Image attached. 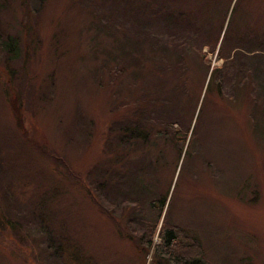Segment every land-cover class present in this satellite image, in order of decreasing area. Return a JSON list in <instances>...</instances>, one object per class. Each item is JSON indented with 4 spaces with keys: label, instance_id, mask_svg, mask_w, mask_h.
<instances>
[{
    "label": "rangeland",
    "instance_id": "obj_1",
    "mask_svg": "<svg viewBox=\"0 0 264 264\" xmlns=\"http://www.w3.org/2000/svg\"><path fill=\"white\" fill-rule=\"evenodd\" d=\"M9 4L0 19L2 29L15 34L26 22L24 7L19 0ZM177 6L198 36L219 35L213 50L200 49L202 66L191 51L171 72L176 50L165 55L169 63L159 73L152 57L160 55L147 46L138 74L129 71L108 85L90 53L88 33L95 31L87 10L71 0H43L32 15L39 43L23 71L25 31L19 59L5 64L0 58V215L21 221L41 252L38 261L30 239L0 228V264H57L47 245L70 239L92 264H168L156 251L165 220L203 243L207 264H264V101L252 116V94L264 100V0H178ZM212 69H219L215 84H209ZM191 71L193 80L186 79ZM223 71L229 76L221 80ZM181 75L190 87L183 118L197 136L193 151L185 146L177 154L160 141L154 160L131 154L128 169H120L115 145L104 141L112 118L121 116L120 103L130 104L127 114L147 111L153 105L147 96L176 82L182 96ZM161 96L169 107L181 101L185 110L187 98ZM99 166L109 174L88 189V174ZM105 180L126 186L108 189Z\"/></svg>",
    "mask_w": 264,
    "mask_h": 264
},
{
    "label": "trees",
    "instance_id": "obj_2",
    "mask_svg": "<svg viewBox=\"0 0 264 264\" xmlns=\"http://www.w3.org/2000/svg\"><path fill=\"white\" fill-rule=\"evenodd\" d=\"M12 1L14 0H0V13L8 9L9 3ZM19 1H21L24 7L22 12L24 13L23 18L26 22L23 23L24 26L20 31L11 34L12 32L9 30L2 29V21L0 19V58H4L5 64L19 59L22 38V35L19 33L25 31L27 35L25 34L23 63L20 68V70L23 71L28 61V55L33 58L34 49L37 48L36 46L39 43L38 33H34V26L31 18H33L32 15L37 13L40 7H42L43 0ZM172 1H175L174 4L176 6L170 7L169 0H71L74 7L87 10L90 18L89 27L95 31V33H88L91 35L90 53L92 57H95L96 61L101 64V66L97 68L96 74H107L109 78L108 85L112 86L119 77L124 76L129 71L133 76L137 75L140 71L138 68L141 66L142 58L144 57L143 50L147 46L156 49V53L160 55L152 57V63L157 72L160 73L169 63V60H165V55L171 51L175 52L176 50H180L169 66L171 72H173L182 65L184 53L193 52L195 54H200L202 66L203 55L200 49L204 46H208L213 50L214 47L219 45V35L209 40L205 36L206 33H202L201 36H198V33H194L197 30L195 24L190 22L187 19V15L179 9L177 6L178 0ZM189 13H192V11ZM157 27L162 28V30L155 29ZM85 34L87 33H82V35ZM104 36L109 39V44L104 43ZM30 43L33 46L31 51L28 48ZM223 44L224 39L220 40V54L223 50ZM242 67L248 70L246 72L254 71L246 69V64H243ZM208 68L209 65L207 64L205 70L208 71ZM187 69L188 66H186V68H181V74H185L186 76L188 72ZM218 70L219 69H212V71L209 72V84L212 81L214 84L217 82L216 73ZM14 71L15 69H12L10 65V70H8L7 74L13 75ZM225 71L220 75L221 80L224 76H229ZM182 75L180 76V80L182 81L181 84L184 87L182 96V89L180 90L179 88V82H176L174 85H171V88L166 86L164 91H155L153 95H148L146 98L147 102L151 101L153 105L149 106L150 108L147 111L132 108V112L127 114L130 104L120 103L122 111L121 116L112 118L113 120L108 125L104 139V141L109 142L110 145H115L116 156L113 160L116 161V165L120 169H128V165L131 162V154H135L138 159L143 158L147 154L151 157L149 158L150 160H154L155 154H153V152L156 150V144L160 141H165L167 146L176 148L177 154H180L185 146L187 151H193V140L195 137L197 138V136L193 134L191 125L188 123L186 124L183 118L187 101L190 100V87L189 84L186 85ZM192 76L193 71H191V74L188 75L186 79H190ZM178 80L179 78H177V81ZM244 82L243 80V83ZM262 85L263 84H261L260 87ZM178 89L180 92L175 93ZM161 95H180L182 100L187 98L185 110L181 101L175 102L178 106L173 105V107H169L170 101L167 100V103H164L165 96ZM259 99L262 100V102L264 101L262 98L256 99L252 94L253 107L255 110L252 116L254 118L255 115L258 116L257 109L259 106H262L258 104V101L260 102ZM194 104L195 102L193 103V107ZM17 110L23 113L21 103L17 106ZM22 127L24 128L23 120ZM255 130L257 133L259 132L258 126H256ZM258 134L261 137V134ZM129 145L132 150H134L132 153H129L127 148ZM109 147L110 146H108V148ZM197 151L198 153L196 155H199V149ZM192 154H195V152H192ZM123 162L128 163L124 165ZM203 162L204 167L205 163L211 167L210 160L204 159ZM107 174L109 173L104 172V166L92 169L88 174L89 179L86 184L87 188L97 189L99 184H101V177ZM104 184L106 187L108 186V189H123L122 185L126 186L125 182L118 183L116 180H105ZM0 189H2L1 186ZM125 189L128 190L127 187ZM152 201L153 203L151 204L154 206L155 202L154 200ZM163 204L164 201L161 202L162 206ZM14 219L18 220L10 216L7 218L1 214L0 228H8L13 233L22 234L26 240L30 239L31 245L33 246V255L35 257L36 254L37 260L39 261L41 252L36 240L30 236L28 231H24L21 221H19L18 224ZM166 221L167 220L162 224L161 231L159 232L160 243L157 245L158 247L156 249V251L162 255L161 257L164 258L168 264H207L203 243H201L196 236L192 237L184 228L170 225ZM40 232H42V234L46 233L44 230L39 231V233ZM68 239L70 238L68 237ZM66 240V238H60V241L65 242ZM70 241V244L64 246L47 245L50 250L48 253L58 260L57 264H69V262L67 263L64 261L68 259H71L73 264H92L85 256L81 255L80 249L76 248V243L72 239H70ZM246 264H251V261H248Z\"/></svg>",
    "mask_w": 264,
    "mask_h": 264
}]
</instances>
